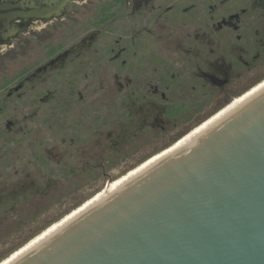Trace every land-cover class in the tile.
<instances>
[{
	"label": "rangeland",
	"instance_id": "obj_1",
	"mask_svg": "<svg viewBox=\"0 0 264 264\" xmlns=\"http://www.w3.org/2000/svg\"><path fill=\"white\" fill-rule=\"evenodd\" d=\"M153 3L75 0L0 54V264L264 81V0Z\"/></svg>",
	"mask_w": 264,
	"mask_h": 264
},
{
	"label": "water",
	"instance_id": "obj_2",
	"mask_svg": "<svg viewBox=\"0 0 264 264\" xmlns=\"http://www.w3.org/2000/svg\"><path fill=\"white\" fill-rule=\"evenodd\" d=\"M8 264H264V87Z\"/></svg>",
	"mask_w": 264,
	"mask_h": 264
},
{
	"label": "flooded vegetation",
	"instance_id": "obj_3",
	"mask_svg": "<svg viewBox=\"0 0 264 264\" xmlns=\"http://www.w3.org/2000/svg\"><path fill=\"white\" fill-rule=\"evenodd\" d=\"M75 0L68 1L64 8L60 12H56V15H51L50 17H40V16H28L25 15L26 11H29L36 7H42L46 4L45 0H0V54L2 52L10 51L12 47V38L23 29H28L34 25H38L40 21H48L50 19H61L66 20L65 16L68 15V6L71 2ZM133 1V13L141 10L143 7H153L156 5L153 3L154 0H132ZM123 3L124 0H119ZM22 4L23 6H15L14 4ZM57 3V2H56ZM70 18L72 17L69 14ZM238 18V17H237ZM235 18V19H237ZM226 25H233L234 21L230 20ZM9 47V48H8ZM7 55V54H5ZM204 77L212 82L214 85L223 87L227 85L230 81L227 74L221 75L218 70H212L211 72L203 71Z\"/></svg>",
	"mask_w": 264,
	"mask_h": 264
},
{
	"label": "bare ground",
	"instance_id": "obj_4",
	"mask_svg": "<svg viewBox=\"0 0 264 264\" xmlns=\"http://www.w3.org/2000/svg\"><path fill=\"white\" fill-rule=\"evenodd\" d=\"M263 87H264V81L261 82L260 84H258L256 87L252 88L249 92L245 93L244 95H241V96L236 97L235 100L229 106H227L222 112H220L218 115L214 116L212 119L206 121L201 126H199L196 129L192 130L188 135L182 137L175 144L169 146L168 148H166L165 150H163V151H161V152H159L157 154H154L146 162H144L142 165H140L136 169L130 171L128 174H126L120 180H116L113 183H110L106 188H104V190H102L100 193H98L97 195H95L92 199L88 200L80 208L75 209L74 211H72L71 213H69L64 219H62L61 221H59V222L55 223L54 225H52L51 227H49L45 232H43L41 235H39L38 237H36L35 239H33L28 245L24 246L23 248H21L20 250H18L17 252H15L14 254H12L11 256H9L1 264H8L9 262H11L13 259H15L16 257H18L20 254H22L27 249H29L30 247H32L34 244H36L37 242H39L41 239H43L44 237H46L48 234H50L51 232H53L54 230H56L58 227H60L64 223H66L68 220H70L71 218H73L75 215H77L78 213H80L81 211H83L84 209H86L87 207H89L91 204H93L94 202H96L97 200H99L101 197H103L104 195H106L107 193H109L111 190H113L114 188H116L117 186H119L120 184H122L123 182H125L126 180H128L129 178H131L132 176H134L136 173H138L139 171H141L142 169H144L145 167H147L148 165H150L151 163H153L154 161H156L157 159H159L163 155L167 154L168 152L172 151L176 147L180 146L181 144L185 143L186 141H188L189 139H191L192 137H194L195 135H197L198 133H200L202 130H204L209 125H211L212 123H214L217 119H219L220 117H222L223 115H225L226 113H228L229 111H231L233 108H235L237 105H239L240 103H242L243 101H245L247 98H249L251 95H253L254 93H256L258 90H260Z\"/></svg>",
	"mask_w": 264,
	"mask_h": 264
}]
</instances>
